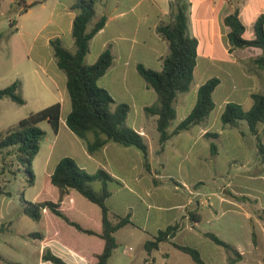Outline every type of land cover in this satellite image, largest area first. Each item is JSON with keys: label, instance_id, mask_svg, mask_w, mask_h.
<instances>
[{"label": "crops", "instance_id": "obj_1", "mask_svg": "<svg viewBox=\"0 0 264 264\" xmlns=\"http://www.w3.org/2000/svg\"><path fill=\"white\" fill-rule=\"evenodd\" d=\"M171 2L172 0H98L94 22L103 16L107 17V22L105 27L92 39L90 53L86 59L87 63L92 65L97 62L105 50L111 49L114 55L113 66L100 79L99 84L112 95L116 104L124 103L130 106L131 112L128 120L133 115L132 128L144 136L149 147V169L145 166L143 153L135 147H125L110 142L101 151L91 154L88 151V141L94 139L93 135L89 134L86 140L81 139L69 129L66 123L72 110L71 100H68L65 92L67 88L66 74L56 68V60L49 61L55 67L50 74L48 70H43L41 65L38 66L43 70L44 75L49 76L55 89L60 93L59 102L62 105V114L58 132H54L50 125L49 128L44 129L46 137L34 160L36 180L39 177L38 166L40 171L50 177L59 162L65 157L73 158L82 169L90 174H95L101 169L108 172L113 181L109 183L112 195L108 199L107 205L116 215L122 217L131 215L132 221L131 224L116 232L118 246L119 233L136 228L138 224L145 233L143 237L144 250L145 243L153 240L162 230L157 224L152 223V215L153 211H161L162 208L155 202L154 197L160 193L162 188L161 179L164 175L161 170L166 169L163 158L169 154L167 152L169 143H173L194 129L193 127L189 131L182 132L166 142L162 148L158 131V117L148 116L145 113V108L158 102V96L154 89L148 87L138 71V66L143 65L155 71L163 69V62L170 54V47L169 43L157 33V28L160 24L171 22ZM188 2L190 4L189 34L199 42L192 87H196L198 92L204 83L214 78L215 75H207L215 70L219 74L215 77L220 79V85L215 90L213 97L216 93L223 95L224 109L229 102H235L242 105L244 109L250 110L253 106L252 95L264 94V71L259 69L253 61L262 54V50L256 47L232 48L228 37L230 28L225 25V19L238 10L240 19L246 27L245 38L248 35L246 39L252 40L255 38V24L264 15V0H188ZM75 16L76 13L70 7L64 24L66 31H62V28L60 29L58 26V31L45 38V47L50 46L52 39L60 38L63 44L66 40L69 44L67 48L72 50V46H75L72 37ZM198 75L200 78L196 83ZM195 105L196 103L192 107L190 99L186 96L178 97L175 103L177 110L175 122L177 124L171 125V132L191 113ZM179 111L183 113L180 119ZM260 131L264 132V124L261 125ZM207 132L209 129H202L199 132L200 137H204ZM153 136H156L159 142L152 148L150 140ZM41 157L42 159H40ZM182 163L183 160L178 165L182 167ZM246 180L251 183V180ZM175 185L179 191L178 189L182 185L180 183ZM183 187L186 192L189 190L188 203H192V186L184 182ZM240 192L249 197L257 191L254 187L249 186L248 189ZM176 195L182 196L180 193ZM261 196L264 202V190ZM254 197L260 199L258 195H254ZM186 205L187 202L179 203L171 205L168 209L179 211ZM62 209L85 228L101 231L99 211L84 199L72 194L65 199ZM38 223L41 225V231L18 234L20 237L30 240L31 248L33 245H38L37 252H30V248H28L25 251L26 257L21 261L11 259L12 257H7L2 253H0V257L16 264H52L43 260L44 252L50 249L69 264H92L96 262L97 255L101 254L104 249L103 239L79 232L48 209L44 210L42 219ZM13 224V222H9V229L4 232L0 231V233H7ZM186 228L185 226L183 230ZM35 233H41L44 236L43 239L34 238L32 235ZM178 235L179 233L176 238ZM176 238L172 241L175 242ZM7 244L11 243L7 242ZM161 246L155 251H160ZM240 253L244 258L239 263H264V256L261 257L260 253L251 251L250 256L242 250ZM162 254L166 259H170V254L163 252ZM254 254L257 255L254 256ZM114 255L115 251L108 264H156L154 263V252L147 253L148 256L143 259V262L133 263H124L120 260L112 262ZM168 262L166 261L165 264ZM0 264H3L1 260Z\"/></svg>", "mask_w": 264, "mask_h": 264}, {"label": "rangeland", "instance_id": "obj_2", "mask_svg": "<svg viewBox=\"0 0 264 264\" xmlns=\"http://www.w3.org/2000/svg\"><path fill=\"white\" fill-rule=\"evenodd\" d=\"M75 1L26 0L24 3L19 0H0V90L21 80V95L26 101L25 105H20L10 98L0 100V135L6 134L32 113L60 101V93L55 89L52 80L43 74V70L52 73L55 67L51 62L56 60L52 47H45V38L58 31V26L66 31V14ZM34 2L41 4L23 13ZM64 44L66 48L69 47L66 40ZM72 51H75V46H72ZM40 65L43 70L38 67ZM210 73L207 76L219 75L215 70ZM199 78L198 75L196 83ZM65 92L70 101L67 88ZM197 95L196 87L193 86L190 92L180 96L188 97L193 107ZM222 98L221 93H216L213 97L216 108L208 123L195 126L192 131L168 144L169 154L163 158L166 169L161 170L164 175L161 179L162 188L154 197L155 202L162 208L161 211H153L152 215V223L162 230L176 223H179L180 230L186 226L185 230L178 232L175 242L198 249L205 264H229L226 250L205 237V233L209 232L239 251H244L248 256L251 251L264 256V202L261 198L264 190V164L258 159L257 140L246 121H242L237 128L223 124ZM182 115L179 111V119ZM176 124L175 121L172 123ZM127 125L132 128L133 115ZM41 127L49 128V124L45 122ZM202 129H209L210 133H219L220 136L217 139L200 137L199 132ZM261 133L264 142V132ZM158 142V138L153 136L150 140L152 148ZM212 143L218 147V154L215 156L211 154ZM182 160L180 167L178 163ZM18 170L19 164L15 157L3 160L0 156V186L5 192L13 194L11 197L0 194V229L4 223H14L7 233H0V253L21 261L26 257L25 251L28 248L30 252H37L39 246L33 245L31 248L30 240L18 234L41 231L40 223L25 215V202L45 199L52 192L48 189L50 182L39 166V177L32 187L27 185L25 174ZM246 179L251 180V183ZM184 182L192 186V203H188L189 190L185 191ZM176 183L182 185L179 191ZM93 186L96 191L101 190L100 182H94ZM249 186L254 187L257 192L248 197L240 191L248 189ZM177 193L182 196H177ZM254 195H258L260 199L257 200ZM243 197H247V200L242 199ZM185 202L187 205L182 210L168 209L171 205ZM96 208L99 210L98 206ZM140 228L138 224L136 228L119 233V246L112 262H143L147 258V252L143 249L145 233ZM161 245L160 251H154V263L165 264L169 261L168 264H196L189 255L180 253L172 243L165 242ZM162 252L170 254V259H166Z\"/></svg>", "mask_w": 264, "mask_h": 264}, {"label": "trees", "instance_id": "obj_3", "mask_svg": "<svg viewBox=\"0 0 264 264\" xmlns=\"http://www.w3.org/2000/svg\"><path fill=\"white\" fill-rule=\"evenodd\" d=\"M19 1L26 2V0ZM38 4L41 3L29 4L23 13H27ZM97 4L98 0H76L71 7V10L76 13L72 27L75 51L66 48L60 38L50 41L57 66L67 76V90L72 110L66 123L69 129L81 139L86 140L89 134L93 135L94 139L88 141V151L91 154L101 151L110 142L125 147H135L143 153L145 166L149 169V147L144 136L127 125L131 112L130 106L124 103L116 104L112 95L99 84L100 79L113 66L114 55L111 49L105 50L97 62L92 65L86 61L90 53L92 39L105 27L107 22L106 16L94 22ZM170 9L171 22L160 24L157 28V33L169 43L170 47V54L164 59L163 69L155 71L143 65L138 66L140 75L158 96V102L145 108V113L148 116L158 117V131L162 148L166 142L182 132L208 123L210 115L216 108L213 95L220 85V79L217 77L204 83L199 88L197 102L191 113L172 132L170 131L172 123L177 119L175 103L178 97L192 89L199 46L198 40L189 34L190 4L188 0H172ZM239 14V11L236 10L225 19V25L230 28L228 34L230 44L234 49L260 48L262 54L253 61L259 69L264 71V15L255 24V38L249 40L245 38L246 27ZM21 88L22 81L17 80L7 88L0 90V100L10 98L20 105H25L26 101L21 95ZM252 99L253 106L250 110H245L238 103L229 102L222 113L221 120L225 126L234 128L239 127L242 121L247 122L251 133L257 140L258 159L261 164H264V142L260 131V126L264 124V94H253ZM61 114L62 105L58 102L39 112L32 113L6 134L0 135V156L3 160L15 157L19 164L18 172L25 174L29 187L35 185L34 160L46 137V131L41 125L47 122L54 132H58ZM205 136L217 139L220 135L207 132ZM211 154L213 156L218 154V147L215 143L211 145ZM46 178L50 182L48 189L53 196L39 199L36 202L26 201L23 209L25 215L33 221L39 222L44 210L48 209L79 232L103 239L104 249L101 254L97 255L96 262L92 264H108L115 249L118 248L116 232L132 223L131 215L126 217L116 215L107 205V201L112 195L109 189V183L113 181L112 176L103 169L95 174H90L82 169L73 158L65 157L59 162L54 173ZM94 182L102 183L100 191L95 190ZM0 194L13 196L11 192H5L1 186ZM72 194L84 199L95 208L99 207V210L96 209L100 213V232L93 228H85L64 212L62 204ZM242 199L247 200V197ZM8 229L9 225L4 223L0 231L4 232ZM179 231V223L159 231L153 240L145 243V250L151 254L158 250L162 243L170 242L176 249L189 255L196 264H205L198 249L172 241ZM32 236L38 239L44 237L41 233H35ZM205 237L226 250L229 264H237L243 260L244 257L238 249L221 240L217 235L209 232L205 233ZM0 260L3 264H16L2 257ZM43 260L52 264H69L50 249L44 252Z\"/></svg>", "mask_w": 264, "mask_h": 264}]
</instances>
